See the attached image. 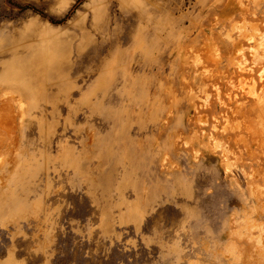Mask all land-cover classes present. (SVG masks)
Wrapping results in <instances>:
<instances>
[{
	"label": "rangeland",
	"instance_id": "obj_1",
	"mask_svg": "<svg viewBox=\"0 0 264 264\" xmlns=\"http://www.w3.org/2000/svg\"><path fill=\"white\" fill-rule=\"evenodd\" d=\"M0 264H264V0H0Z\"/></svg>",
	"mask_w": 264,
	"mask_h": 264
}]
</instances>
